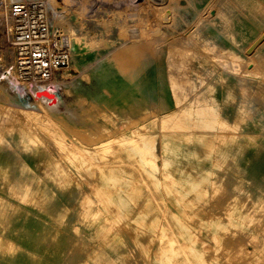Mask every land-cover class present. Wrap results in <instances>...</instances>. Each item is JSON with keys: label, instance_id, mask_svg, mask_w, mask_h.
Returning a JSON list of instances; mask_svg holds the SVG:
<instances>
[{"label": "rangeland", "instance_id": "obj_1", "mask_svg": "<svg viewBox=\"0 0 264 264\" xmlns=\"http://www.w3.org/2000/svg\"><path fill=\"white\" fill-rule=\"evenodd\" d=\"M9 2L0 0V100L31 105L38 97H50L44 93L34 97L32 91L55 88L62 104L59 109H50L48 118L66 144L81 143L76 131L96 136L102 132L105 141L123 138L121 150L125 156L113 158L107 165L123 171L131 168L143 180L159 225L168 223L169 211L177 210V205L163 186L153 187L145 175L158 180L175 179L178 173L171 167L189 159L186 144L194 142L199 134L195 124L213 128L220 117L234 126L236 133L233 140L222 144L224 163L215 164L216 154L220 153L216 150L197 162L199 170L209 176L205 202L208 216L218 214L221 220L229 216L235 223L243 214L249 217L259 213L264 203V99L258 95L260 79L238 71V62L233 60L235 70L222 65L214 47L246 64L264 60V0H165L169 9L173 7L166 18L158 8L162 3L154 0H49L45 12L51 18L50 30L62 35L70 58L64 68L36 88L14 66ZM50 2L56 4V14ZM134 37L150 40L153 56L138 58L129 67L120 68L112 53L131 44ZM169 42L187 44L196 56L191 98L183 106L190 117L178 126L167 122L163 129L161 120L177 111L167 86L165 55ZM202 42L208 49L202 47ZM244 85L246 91L242 90ZM147 108L154 111L158 121L152 144L148 143V135L136 132ZM69 153L73 157L78 154L73 147ZM129 157L138 166L131 165ZM29 163L33 165L32 160ZM214 182L222 188L214 191ZM231 202L235 205L227 211ZM54 203L58 213L53 215L33 205L21 206V212L10 215L8 224L0 223V234L14 242L10 254L0 255V264H144L129 233L114 227L108 243L102 244L91 229L74 220L73 203L65 194L54 193ZM59 213L64 214L61 220ZM242 227L256 230L249 220ZM239 232V228L231 227L229 234L236 239L225 241L218 240L214 231H207V259L203 264H215L216 257L233 264L225 255L228 248L247 258L252 255V244ZM160 233L158 227L153 244L160 239L165 249L175 252L178 264H198L191 259L189 248L185 256L180 253L184 242L172 230L159 238ZM196 235L201 237V231ZM212 240L219 247L218 255L210 254ZM86 242L88 249L83 248ZM152 246L148 252L150 264L154 260Z\"/></svg>", "mask_w": 264, "mask_h": 264}, {"label": "bare ground", "instance_id": "obj_2", "mask_svg": "<svg viewBox=\"0 0 264 264\" xmlns=\"http://www.w3.org/2000/svg\"><path fill=\"white\" fill-rule=\"evenodd\" d=\"M43 1L48 10L49 0ZM154 1L162 3L158 8L166 18V12L173 7L169 9L170 5L165 4V0ZM49 5L56 14L54 9L56 4L53 6L50 2ZM47 18L51 19L50 16ZM192 34L196 36L195 32ZM134 38L131 44L122 45L112 53V57L119 61L120 68L129 67L133 61L139 60L138 58L153 56L150 40L144 37ZM202 47L208 49L204 42ZM214 52L222 65L235 70V65L231 63L233 60L235 63L238 62L236 64L238 71L258 76L261 84L258 95L264 99L263 59L246 64L232 54H224L218 46L214 47ZM195 56V52L187 44L169 42L167 46L165 55L167 86L177 111L161 120L163 129L167 122L178 126L190 117L184 113L183 106L191 98L192 65ZM6 73L8 74V71ZM39 89L44 90L50 97H38L31 105L12 104L0 100L1 224H8L10 215L21 212V206L33 205L53 215L57 209L54 193H59L65 194L72 201L74 220L91 229L99 237L100 243H108L109 234L114 227L129 233L144 264H150L148 252L152 245L153 264H178L175 252L165 249L160 239L152 243L158 227L161 232L159 238L165 236L169 230L178 235L184 242L180 245V253L185 256L186 249L189 248L191 259L198 264H203L207 259V252L204 249L205 241L209 240L207 231H214L218 240L230 241V238L236 239L230 236V228H239V233L252 244L254 252L247 258L241 252L228 248L225 255L233 264H264V203L259 206L257 215L245 217L243 214L235 223L228 215L226 220H221L218 214L208 216L205 203L208 197L206 185L209 176L199 170L197 162L216 150L220 153L216 154L215 164L224 163L226 155L222 144L234 139L236 133L234 126L220 117L216 119L213 128L195 124L199 134L194 142L186 144L189 159L182 165L171 167L178 173L176 178L163 177L158 180L156 177L145 175L153 187L163 186L177 205V210L169 211L168 223L159 225L158 214L147 188L143 185V180L136 176L131 168H125L123 171L122 168L119 169L120 167L113 168L107 165L113 158L121 159L123 155L125 156L121 150L123 138L116 140L120 143L114 146L112 144L116 141H105L102 132L96 136L92 132L76 131L81 143L66 144L48 118L50 109L52 111L59 109L62 100L55 92V88L52 91L44 87ZM153 90L155 91L154 88ZM242 90H247L245 85ZM197 99L201 100V103H207L203 98ZM157 130L158 121L154 118V111L151 108L145 109L136 132L148 135V143L152 144ZM83 139L88 141L86 146ZM72 147L77 149L76 157L69 155V149ZM129 159L131 165L138 166L133 157ZM30 160L33 161L32 166ZM68 163L71 166L68 167L66 165ZM211 186L214 191L222 188V185L216 182L211 183ZM234 205V202L229 203L226 210L230 211ZM23 210L28 215V210ZM242 210L240 208V211ZM63 215L59 213L58 220H61ZM246 220H249L256 229L254 233L242 227ZM198 230L201 231V237L196 235ZM211 242L210 254L218 255L219 247L213 240ZM89 247V243L83 244V248ZM13 249L14 242L0 234V255L10 254ZM123 257L127 258V255L124 254ZM215 264L229 263L216 257Z\"/></svg>", "mask_w": 264, "mask_h": 264}, {"label": "built area", "instance_id": "obj_3", "mask_svg": "<svg viewBox=\"0 0 264 264\" xmlns=\"http://www.w3.org/2000/svg\"><path fill=\"white\" fill-rule=\"evenodd\" d=\"M7 12L14 66L36 88L68 64V46L59 32L50 30L43 0H10Z\"/></svg>", "mask_w": 264, "mask_h": 264}, {"label": "water", "instance_id": "obj_4", "mask_svg": "<svg viewBox=\"0 0 264 264\" xmlns=\"http://www.w3.org/2000/svg\"><path fill=\"white\" fill-rule=\"evenodd\" d=\"M40 93H44L45 94L44 90H42V89H37L35 91H32V94H33L34 97H37V95H40ZM45 95L47 96V94H45Z\"/></svg>", "mask_w": 264, "mask_h": 264}]
</instances>
